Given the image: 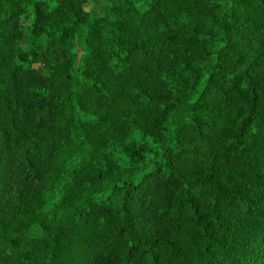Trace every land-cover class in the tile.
I'll list each match as a JSON object with an SVG mask.
<instances>
[{"label":"trees","instance_id":"obj_1","mask_svg":"<svg viewBox=\"0 0 264 264\" xmlns=\"http://www.w3.org/2000/svg\"><path fill=\"white\" fill-rule=\"evenodd\" d=\"M88 1L0 0V264H264V0Z\"/></svg>","mask_w":264,"mask_h":264},{"label":"rangeland","instance_id":"obj_2","mask_svg":"<svg viewBox=\"0 0 264 264\" xmlns=\"http://www.w3.org/2000/svg\"><path fill=\"white\" fill-rule=\"evenodd\" d=\"M106 0H89L87 4V9L92 13H98L100 10L106 9ZM30 16L23 18L22 26L25 29V32L29 28ZM43 74H49L51 71V65L46 56L42 57L40 63L37 66Z\"/></svg>","mask_w":264,"mask_h":264}]
</instances>
